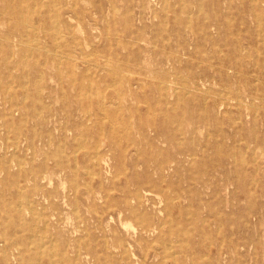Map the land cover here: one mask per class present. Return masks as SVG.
<instances>
[{"label":"rangeland","instance_id":"374dc122","mask_svg":"<svg viewBox=\"0 0 264 264\" xmlns=\"http://www.w3.org/2000/svg\"><path fill=\"white\" fill-rule=\"evenodd\" d=\"M263 62L264 0H0V264H264Z\"/></svg>","mask_w":264,"mask_h":264},{"label":"bare ground","instance_id":"6f19581e","mask_svg":"<svg viewBox=\"0 0 264 264\" xmlns=\"http://www.w3.org/2000/svg\"><path fill=\"white\" fill-rule=\"evenodd\" d=\"M154 1V0H153ZM253 2V1H252ZM156 4V3H155ZM114 4H112V6H113ZM116 5V4H115ZM160 7V6H159ZM35 9V8H34ZM115 10L117 9V6H116V8H114ZM261 9V8H260ZM114 11V10H113ZM149 11H151L150 9H149ZM140 12V11H139ZM152 12V11H151ZM254 12V11H253ZM130 14V13H129ZM151 14V13H150ZM262 14V13H261ZM256 15V14H255ZM259 15V14H258ZM189 16V15H188ZM191 16V15H190ZM189 16V17H190ZM261 16V15H260ZM148 19V18H147ZM151 20H149V22H150ZM191 21V20H190ZM231 21V20H230ZM257 21H261V20H257ZM103 22V21H102ZM262 26V25H261ZM67 32H68V30H67ZM142 38V37H141ZM162 38V37H161ZM156 47V46H155ZM181 50V49H180ZM13 52V51H12ZM234 54L236 55V59H235V62H233V61H231V63H230V65L229 66H227L225 69L224 68H217L215 71L217 72V74H219L220 76H222L223 74H225V73H227V71L226 70H228V69H234V71H235V75H239V76H244V73H242L241 72V66H243L244 64H246V60H245V58H242L241 56H238L237 55V53H235L234 52ZM261 55V54H260ZM146 59V58H145ZM261 59H263V58H261V56H259V57H257L256 58V60H255V62H257V64H259V62L261 61ZM264 63V62H263ZM85 65V64H84ZM264 66V65H263ZM109 67V66H108ZM87 73V72H86ZM129 74V73H128ZM134 74V73H133ZM122 75V74H121ZM180 75V74H179ZM93 76V75H92ZM178 77V76H177ZM185 78V77H184ZM52 80V79H51ZM176 80V79H175ZM256 80H258V79H256ZM157 81H159V80H157ZM183 81V80H182ZM189 82H191V81H189V80H186V83L188 84ZM176 83V82H175ZM163 84V83H162ZM161 84V85H162ZM194 85H197L196 83H193ZM255 85V84H254ZM176 86V85H175ZM58 87V86H57ZM168 87V86H167ZM160 88V87H159ZM188 88H190L189 86H187L186 84H185V91H187L188 90ZM175 90H177V89H175ZM208 91H209V89H207ZM205 91V90H204ZM179 92V91H178ZM197 92V91H196ZM117 93V92H116ZM188 93V92H187ZM204 93V92H203ZM231 93V92H230ZM189 94V93H188ZM206 94V93H205ZM209 94V93H208ZM207 94V95H208ZM125 95V94H124ZM176 95H177V93H176ZM187 95V94H186ZM232 95V94H231ZM203 96H205V95H203ZM221 96V95H220ZM223 96V95H222ZM233 96V95H232ZM130 97V96H129ZM227 97V96H226ZM178 98V97H177ZM183 98V97H182ZM204 98V97H203ZM209 99V98H208ZM207 99V100H208ZM205 100V99H204ZM104 101V100H103ZM238 101V100H237ZM206 102V101H205ZM147 104V103H146ZM254 104V103H253ZM257 104V103H256ZM138 105V104H137ZM257 106V105H256ZM253 107H254V105H253ZM134 108H136V107H134ZM259 108V107H258ZM106 110V109H105ZM37 111V110H36ZM258 111V110H257ZM152 116V115H151ZM155 116V115H154ZM248 118V117H247ZM118 121V120H117ZM106 122V121H105ZM169 122V121H168ZM238 122H240V121H238ZM88 125V124H87ZM131 125V124H130ZM92 126V125H91ZM113 127V126H112ZM116 127V126H115ZM187 127H189V126H187ZM195 127V126H194ZM97 128V127H96ZM122 128V127H121ZM126 130V129H125ZM197 130V129H196ZM179 131V130H178ZM205 131V130H204ZM115 132V131H114ZM71 135V134H70ZM226 142V141H225ZM224 142V143H225ZM219 146V145H218ZM16 148H17V146H16ZM255 148V147H254ZM16 150V149H15ZM261 150V149H260ZM30 151V150H29ZM31 152V151H30ZM161 154V153H160ZM97 155V154H96ZM75 156H76V154H75ZM98 156V155H97ZM96 156V157H97ZM97 159V158H96ZM198 160V159H197ZM202 160H203V158H202ZM257 160V159H256ZM98 161V160H97ZM190 161V160H189ZM99 163V162H98ZM163 166V165H162ZM19 167V166H18ZM77 167V166H76ZM110 172V171H109ZM110 174V173H109ZM61 179V178H60ZM185 179V178H184ZM49 181H50V179H49ZM259 181V180H258ZM164 182V181H163ZM257 184V183H256ZM49 185H51L50 183H49ZM50 187V186H49ZM53 187V186H52ZM65 190H66V188H65ZM26 193V192H25ZM65 193V192H64ZM139 194V193H138ZM25 195V194H24ZM65 195V194H64ZM26 197V196H25ZM222 197V196H221ZM108 198V197H107ZM161 198V197H160ZM217 199V198H216ZM21 200V199H20ZM29 200V199H28ZM66 200V199H65ZM107 200V199H106ZM212 202V201H211ZM28 204H30L29 202H28ZM22 206V205H21ZM21 206H20V208H21ZM29 206V205H28ZM19 208V207H18ZM19 208V209H20ZM154 209V208H153ZM30 210H33V209H30ZM31 212H33V211H31ZM219 215V214H218ZM66 221H68V220H66ZM205 223V222H204ZM70 224V223H69ZM132 224V223H131ZM127 225V224H126ZM65 226V225H64ZM71 226V225H70ZM73 226V225H72ZM130 231H133V230H130ZM135 231V230H134ZM133 231V233H134V235H136L137 233H135ZM136 231H137V229H136ZM128 234V233H127ZM87 235H88V233H87ZM32 238H34V236L32 237ZM105 238V237H104ZM107 242V241H106ZM31 246V245H30ZM42 248V247H41ZM126 248V247H125ZM6 250V249H5ZM6 252V251H5ZM51 252V251H50ZM174 253V252H173ZM1 254V253H0ZM5 254V253H4ZM52 254V253H51ZM78 254V253H77ZM175 256V255H174ZM207 257V256H206ZM54 258V257H53ZM135 259H136V257H135ZM39 262H40V260H39ZM176 262V261H175ZM54 263H55V261H54ZM203 263V262H202ZM40 264V263H39Z\"/></svg>","mask_w":264,"mask_h":264}]
</instances>
